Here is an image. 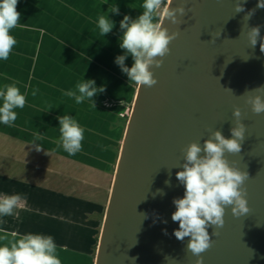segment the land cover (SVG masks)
Wrapping results in <instances>:
<instances>
[{
    "label": "water",
    "instance_id": "1",
    "mask_svg": "<svg viewBox=\"0 0 264 264\" xmlns=\"http://www.w3.org/2000/svg\"><path fill=\"white\" fill-rule=\"evenodd\" d=\"M179 3L173 0L171 7ZM235 3L187 0L180 23L164 21L169 34L179 35L163 65L151 69L158 83L138 87L95 264H196L198 257L185 250L190 237L178 240L174 230L179 223L171 219L174 198L185 192L176 179L182 149L203 144L216 130L231 139L236 107L247 130L241 152L226 158L249 174L250 212L235 217L228 208L224 226L208 228L210 236L213 231L219 235L212 236V247L202 254L203 264H264V113H253L247 95L242 96L264 86V40L252 48L247 38L256 26L264 38V8H257L258 0H247L245 10L236 13ZM254 8L251 19H243ZM158 189L166 194H156Z\"/></svg>",
    "mask_w": 264,
    "mask_h": 264
},
{
    "label": "crops",
    "instance_id": "2",
    "mask_svg": "<svg viewBox=\"0 0 264 264\" xmlns=\"http://www.w3.org/2000/svg\"><path fill=\"white\" fill-rule=\"evenodd\" d=\"M142 3L143 0H19L20 24L11 33L17 44L7 60H0V87L16 83L21 93H27L25 107L15 109V126L0 124V195L22 197V206L14 215L0 217V229L52 235L62 264L96 261L138 91L115 63V58L124 54L118 42L122 35L119 22L125 15L135 19L142 14ZM110 4H118L120 13L109 14L116 27L101 37L95 20L98 14L107 12ZM125 64L132 66L130 56ZM83 79H94L97 87L105 88L94 98L96 108L88 102L77 105L62 93L74 89ZM64 114L74 116L85 129L82 150L74 156L57 149L55 143L59 138L57 116ZM34 132L43 135V141L37 143L44 151L35 150ZM37 160L55 165L43 172L49 176L42 175ZM92 177L94 182L89 181ZM73 184L79 186L81 194L68 191Z\"/></svg>",
    "mask_w": 264,
    "mask_h": 264
},
{
    "label": "clouds",
    "instance_id": "3",
    "mask_svg": "<svg viewBox=\"0 0 264 264\" xmlns=\"http://www.w3.org/2000/svg\"><path fill=\"white\" fill-rule=\"evenodd\" d=\"M246 2L247 0H236V13L245 10ZM18 3L19 0H0V60H7L17 44L11 33L20 24ZM172 5L173 0H143L142 14L135 19L125 15L119 22L122 35L118 42L124 54L118 55L115 63L127 75L130 86L151 88L158 83L151 69L153 66L159 68L163 65V58L171 52V42L179 35L178 32L169 34L168 28L164 27V21L180 23V17L188 11L187 0H180L174 8ZM129 6L136 8L132 4ZM257 8H264V0H258ZM255 11V8L248 11L243 19L250 20ZM119 13V5L110 4L107 12L98 14L95 25L101 37H106L116 27V22L110 19L109 14ZM260 27H251L247 33L252 48L264 40L260 35ZM260 51L264 53V42H260ZM129 56L133 60L131 67L125 64ZM104 91L103 86L97 87L94 79H83L76 83L74 89L62 90V93L73 99L77 105L88 102L92 108H96L94 98ZM32 95L35 96L36 91ZM245 95L246 104L251 106L253 113H264V86L246 91L242 96ZM26 96L27 93H21L16 83L0 87V124L15 126V109L25 107ZM233 116L235 124L230 129L231 139L225 138L220 130H216L203 144L192 142L182 149L184 162L182 170L176 173V179L183 185L185 192L182 198H174L176 210L171 219L179 223V228L174 230V236L178 240L183 242L186 237H190L185 250L198 257L196 264H203L202 254L212 247V236L219 235L217 231H213L210 236L208 228L215 230L223 227L228 208L235 217L245 216L250 212L245 187L249 174L231 166L226 158V154L241 152L247 130L242 123V111L239 107L234 109ZM57 119L59 138L55 141L56 147L74 156L82 150L85 129L72 115H60ZM43 139L40 132L33 133L32 144L37 152L44 151L42 145L37 143ZM45 154L49 155L48 151ZM165 184L170 187L171 181L167 180ZM156 194L166 193L158 189ZM21 206V195H0V217L14 215ZM0 264H62V261L52 235L31 232L19 234L16 231L0 229Z\"/></svg>",
    "mask_w": 264,
    "mask_h": 264
},
{
    "label": "rangeland",
    "instance_id": "4",
    "mask_svg": "<svg viewBox=\"0 0 264 264\" xmlns=\"http://www.w3.org/2000/svg\"><path fill=\"white\" fill-rule=\"evenodd\" d=\"M133 107V106H132ZM1 148V147H0ZM25 155L28 157V156H31L30 154H28V153H26L25 152ZM0 156H2V155H0ZM36 162H38V163H40L41 165L39 166L40 168H41V171H42V175H44V176H49V174L48 173H43V172H45V171H49V170H47V169H49L48 167H51V166H54L55 167V165H53V164H50L49 162H46V161H42V160H37ZM56 164H58V163H56ZM58 165H60V164H58ZM59 169H60V167H59ZM77 174H79V173H77ZM93 178V177H92ZM93 180H96V179H91V178H89V181L90 182H94ZM44 183L46 182V180L45 181H43ZM45 184H47V183H45ZM68 188V191H70L72 194H81V191L79 190V186H75L74 184L71 186V187H67ZM62 190H64V187H62ZM100 238V237H99Z\"/></svg>",
    "mask_w": 264,
    "mask_h": 264
}]
</instances>
